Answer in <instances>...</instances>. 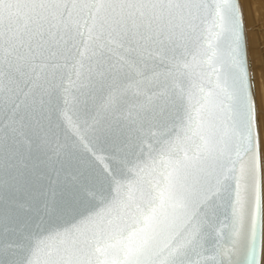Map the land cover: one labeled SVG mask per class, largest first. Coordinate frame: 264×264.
I'll return each instance as SVG.
<instances>
[{"label": "snow or ice", "instance_id": "obj_1", "mask_svg": "<svg viewBox=\"0 0 264 264\" xmlns=\"http://www.w3.org/2000/svg\"><path fill=\"white\" fill-rule=\"evenodd\" d=\"M256 3L0 0V264H264Z\"/></svg>", "mask_w": 264, "mask_h": 264}, {"label": "bare ground", "instance_id": "obj_2", "mask_svg": "<svg viewBox=\"0 0 264 264\" xmlns=\"http://www.w3.org/2000/svg\"><path fill=\"white\" fill-rule=\"evenodd\" d=\"M243 3V0H242ZM257 10L259 9V0L255 5ZM252 5H244L245 12V25L246 32L248 35V51H249V60L252 66V70L256 73H259V56H260V32H259V18H253L252 15ZM255 25V31L253 26Z\"/></svg>", "mask_w": 264, "mask_h": 264}]
</instances>
